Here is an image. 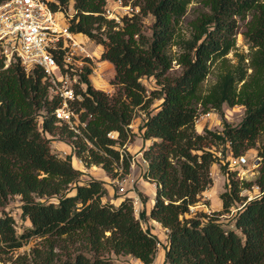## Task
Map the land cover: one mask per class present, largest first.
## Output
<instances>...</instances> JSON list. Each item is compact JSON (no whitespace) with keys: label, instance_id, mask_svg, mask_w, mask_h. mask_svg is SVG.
<instances>
[{"label":"trees","instance_id":"1","mask_svg":"<svg viewBox=\"0 0 264 264\" xmlns=\"http://www.w3.org/2000/svg\"><path fill=\"white\" fill-rule=\"evenodd\" d=\"M107 1L75 0L70 19L72 31L103 45L102 58L114 64L113 83L119 85L111 95L88 80L85 108H77L86 121L80 132L56 117L59 99L42 68L27 71L18 60L5 67L0 55V207L20 194L22 214L32 222L18 233L13 216L3 210L1 249L17 248L32 235H46L50 261L59 254L55 245H60L65 256L61 264H121L113 252L129 253L151 264L158 236L143 226L132 197L125 196L118 204L103 202L105 181L81 180L84 172L73 164L72 153L64 157L53 152L49 136L70 139L73 151L87 165L102 164L112 171L122 164L128 172L129 157L118 144L123 145L131 134L128 124L136 107H148L154 96L162 101L144 123L143 136L151 141L143 156L144 175L156 182L157 189L149 215L145 210L142 215L169 229L164 264H264V138L258 147V175L240 180L243 186L259 185L261 194L238 209L236 228L219 220L221 210L190 215V205L212 182V163L220 161L208 144L223 141L230 154L238 155L264 136V0H202L210 10L192 19L191 37L180 33L191 0H122L139 10L120 21L106 16ZM149 14L154 18L150 34L144 20ZM242 25L251 47L249 61L239 52L238 60L230 63L227 54L235 47ZM174 45L177 54L171 51ZM174 59L183 70L170 78L167 72ZM218 59L222 64L218 79L203 93L202 82ZM143 75L156 77L162 85L152 91L153 96L146 94ZM224 103L245 106L241 122L224 121L223 130L198 132L199 105L202 111L221 110ZM112 130L117 138L108 135ZM227 163L222 165L228 167ZM237 171L226 170L231 188L221 197L227 210L240 190V181L233 177Z\"/></svg>","mask_w":264,"mask_h":264},{"label":"rangeland","instance_id":"2","mask_svg":"<svg viewBox=\"0 0 264 264\" xmlns=\"http://www.w3.org/2000/svg\"><path fill=\"white\" fill-rule=\"evenodd\" d=\"M106 8L113 13L112 16L107 17L115 18L117 21H120L123 15L131 14L132 12L139 10V7L137 6L125 4L118 0H108ZM208 10H210L209 6L204 5L202 0H191L186 13L183 15L180 22V33L184 37H191L194 33L193 25L191 23L192 19L196 18L203 11ZM72 12L74 14L75 10H72ZM144 20L146 22V32L150 34V25L154 20L152 14L145 16ZM241 23H243V21ZM244 28V25L238 28L236 34V45L227 54L228 58L230 59V63L236 62L238 60L239 52L244 53L247 56L246 61H249L251 47L250 43L243 34ZM80 38L85 40L86 46L97 54H94V59L92 60V65L97 70V72H95V76L91 79L93 86L95 88L104 90L111 95L117 93L119 85L113 83V78L116 72L114 64L108 59H106L107 61L102 62V60H104V58H102V50L104 48L103 45L98 43L96 40L91 39L89 36H85L84 34H81ZM171 51L174 54H177V52H179L178 46H172ZM221 65L220 59L216 60L212 64L211 71L208 73L201 85V91L203 93L207 92L209 87L217 81ZM182 70L183 66L181 63H179L177 59H174L167 74L170 78H174L180 75ZM249 70H251V68ZM140 79L147 88L146 94H148V96H153L154 93L152 91L157 90V88L162 86L154 76L143 75ZM151 98L152 101L148 107H136L133 119L128 125V127L131 129V134L123 145L118 144L121 152L129 157L130 166L128 172H125L124 168L121 170L119 168L120 165L118 164L115 165L116 168L112 171L106 170L102 164L93 163L91 165H87L86 162L77 156L74 151L70 152L73 148V143L70 139L60 135L49 137L53 152H56L64 157L67 154L72 153L73 164L76 163V161L73 159V155L75 154L79 158L80 163L83 165V169L81 170L84 172L80 176L81 180L95 177L105 181L104 185L106 187V192L102 195L103 202L109 201L113 204H118L119 201L125 196H137L139 202L137 204L138 210L135 211V214L139 217L142 216L141 221L143 226L149 227L154 233H156L159 240L156 256L151 264H164L166 262V249L168 245L169 230L161 224L156 223V221L152 220L151 218H144L142 215L143 210L146 211L147 216L149 215L148 211L154 203L157 189L156 182L148 179L144 175V170L147 167V160L143 156V149L149 144L151 139H147L143 136V126L147 120V117L158 108L162 101V98L154 96ZM199 106V109L201 110L202 106ZM209 110L211 111V114L208 117L195 120V128L198 132H204V128L223 130L224 121H228L232 125H237L241 122L245 115V106L243 104L229 105L224 103L221 110L215 108H210ZM263 138L264 136H261L258 139L256 146L251 147L244 152L248 157L251 158V161L255 160L256 158H261V156L258 155V147L262 144ZM208 146L217 152L220 161H214L212 163V182L201 192L200 200L194 204H191L190 209L193 208V210H191L190 215H195L197 212L199 213L202 210L206 211L207 213L221 210L223 213L218 214L220 216L219 220L226 226H232L236 228L234 221L238 209L244 205L246 200L261 194V188L259 185L254 184L250 187L243 186L240 180H254L259 173L261 159L260 162H256L254 165H252L251 162V169H247L245 171L238 170L236 174H233V177L240 181V190L230 210H227L223 206L221 194L226 190H230L231 188V184L226 172L227 168L230 167L229 158L231 154L229 153L228 145H226V143L223 141H214L213 144L210 142ZM121 162H123V158H121ZM225 162H228V167H224V165H222ZM121 172L122 174L120 175ZM117 177H120L121 180L124 179L123 184L125 186V191H121V184L118 183ZM40 199L45 200L46 198L41 197ZM50 199L57 201V197H51ZM22 202L23 200L21 195L16 194L9 199L4 208L0 207V214L4 213L5 211L13 216L14 225L18 233L27 230L28 227L32 225L30 218L28 216H23L22 214ZM48 242L49 241L46 239V235H32L24 240L23 244L19 247L13 249L7 247L8 249L2 250L1 246L5 244L3 241H0V264H61L62 260L65 258L64 251L60 248V245H55L54 250L59 252V254L53 261H50L48 259L50 256L48 255ZM111 255L121 264H143L141 259L129 253L116 254L113 252ZM167 263L169 264V262Z\"/></svg>","mask_w":264,"mask_h":264},{"label":"built area","instance_id":"3","mask_svg":"<svg viewBox=\"0 0 264 264\" xmlns=\"http://www.w3.org/2000/svg\"><path fill=\"white\" fill-rule=\"evenodd\" d=\"M52 1L58 6L53 7ZM71 2L75 0H67L65 4L59 0H3L0 3V55L4 58L5 67L18 60L27 71L42 68L52 94L59 99L54 111L56 117L80 132L86 121L82 120L77 108L82 106L88 80L92 83L91 79L97 72L92 65L96 53L78 37L79 32L70 28L72 10H75ZM105 14L113 15L107 8ZM210 114V110H199L195 120ZM108 135L115 138L118 133L112 130ZM250 159L245 153L231 154L229 166L239 171L249 170L251 162L252 165L258 162V158ZM119 168L122 170L123 165ZM117 181L121 184V191H125L124 179L117 177ZM132 201L135 211L138 210L137 196H133Z\"/></svg>","mask_w":264,"mask_h":264},{"label":"crops","instance_id":"4","mask_svg":"<svg viewBox=\"0 0 264 264\" xmlns=\"http://www.w3.org/2000/svg\"><path fill=\"white\" fill-rule=\"evenodd\" d=\"M151 141V140H150ZM73 151V148L71 149V151L70 152H72ZM73 159L76 161V163L74 164L75 165V167H77L78 169H83L82 167H83V165L80 163V160H79V158L74 154L73 155ZM150 209H151V207H150ZM148 213H150V210L148 211ZM152 220H154V221H156V223H159V224H161L160 222H158L156 219H152ZM169 230V229H168Z\"/></svg>","mask_w":264,"mask_h":264},{"label":"bare ground","instance_id":"5","mask_svg":"<svg viewBox=\"0 0 264 264\" xmlns=\"http://www.w3.org/2000/svg\"><path fill=\"white\" fill-rule=\"evenodd\" d=\"M77 35H78V37L80 38V35H81V34H77Z\"/></svg>","mask_w":264,"mask_h":264},{"label":"water","instance_id":"6","mask_svg":"<svg viewBox=\"0 0 264 264\" xmlns=\"http://www.w3.org/2000/svg\"><path fill=\"white\" fill-rule=\"evenodd\" d=\"M260 159H261V158H258V162H260Z\"/></svg>","mask_w":264,"mask_h":264}]
</instances>
